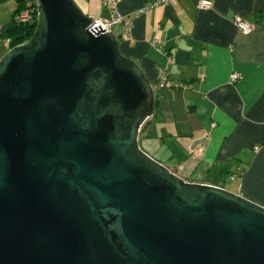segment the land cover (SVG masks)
<instances>
[{
	"label": "water",
	"instance_id": "95a60500",
	"mask_svg": "<svg viewBox=\"0 0 264 264\" xmlns=\"http://www.w3.org/2000/svg\"><path fill=\"white\" fill-rule=\"evenodd\" d=\"M25 1L35 33L0 58V264H264L263 206L142 150L155 90L115 33Z\"/></svg>",
	"mask_w": 264,
	"mask_h": 264
},
{
	"label": "crops",
	"instance_id": "0c3cea01",
	"mask_svg": "<svg viewBox=\"0 0 264 264\" xmlns=\"http://www.w3.org/2000/svg\"><path fill=\"white\" fill-rule=\"evenodd\" d=\"M13 1L0 0V28L13 20ZM150 1L119 0L117 11L133 26L129 34L124 25L113 31L155 90L142 148L186 182L228 184L264 207V0H209L207 10L198 8L201 0H177L140 13ZM75 2L87 16L111 18L105 0ZM237 16L251 34L238 30ZM161 70L173 87L162 86ZM235 73L242 78L232 83Z\"/></svg>",
	"mask_w": 264,
	"mask_h": 264
},
{
	"label": "built area",
	"instance_id": "2783aa9c",
	"mask_svg": "<svg viewBox=\"0 0 264 264\" xmlns=\"http://www.w3.org/2000/svg\"><path fill=\"white\" fill-rule=\"evenodd\" d=\"M177 0H153L147 3L144 10H142L140 13H142L145 10H150L155 7L161 6V5H170L175 3ZM119 0H105V4L107 6L112 7V15L110 19H103V18H93L94 20V29L96 27L101 26L102 30L105 32H113L114 29L119 25H124L127 28V33L129 34L131 32V27L133 26V21L130 18H126L122 16L116 9L118 5ZM198 8L201 10H207L212 8V3L209 0H201L198 4ZM38 21V11H37V5L35 2H29L26 1V4L24 6V9L16 16V22L21 24H28V23H34L35 21ZM234 24L238 28V30L244 34L249 35L253 32V27L250 23L243 20L241 17L237 16L234 20ZM5 45L9 48L10 47V40L4 41ZM159 78L160 83L164 87L171 88L173 85L169 82L167 78L166 70L159 71ZM242 77L235 73L231 76V82L236 83L238 82Z\"/></svg>",
	"mask_w": 264,
	"mask_h": 264
},
{
	"label": "trees",
	"instance_id": "16d2710c",
	"mask_svg": "<svg viewBox=\"0 0 264 264\" xmlns=\"http://www.w3.org/2000/svg\"><path fill=\"white\" fill-rule=\"evenodd\" d=\"M16 4L12 22L0 28V39L10 40L9 49L28 42L33 37L37 27V19L34 23L28 24L16 22V16L24 9L26 1L16 0Z\"/></svg>",
	"mask_w": 264,
	"mask_h": 264
},
{
	"label": "rangeland",
	"instance_id": "374dc122",
	"mask_svg": "<svg viewBox=\"0 0 264 264\" xmlns=\"http://www.w3.org/2000/svg\"><path fill=\"white\" fill-rule=\"evenodd\" d=\"M76 1V0H75ZM7 5H9V4H14V1L13 0H7ZM5 44V43H4ZM3 44V46H4V49L5 50H3V52H5V53H7L10 49L6 46V45H4ZM140 146H141V148H142V145H141V142H140ZM142 150H144L145 151V149H143L142 148ZM146 152V151H145ZM147 154L149 153V152H146ZM149 156H150V153L148 154ZM150 157H152V156H150ZM153 158V157H152ZM211 181V180H210ZM236 184V183H235ZM222 186L224 187L223 189H225V190H228V191H230L229 189H233L231 186H229L228 184L227 185H225V184H222ZM231 192V191H230Z\"/></svg>",
	"mask_w": 264,
	"mask_h": 264
}]
</instances>
